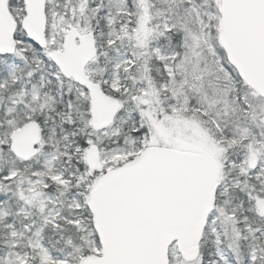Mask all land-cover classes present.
Segmentation results:
<instances>
[{
	"label": "snow or ice",
	"instance_id": "snow-or-ice-1",
	"mask_svg": "<svg viewBox=\"0 0 264 264\" xmlns=\"http://www.w3.org/2000/svg\"><path fill=\"white\" fill-rule=\"evenodd\" d=\"M0 264H264V0H0Z\"/></svg>",
	"mask_w": 264,
	"mask_h": 264
}]
</instances>
